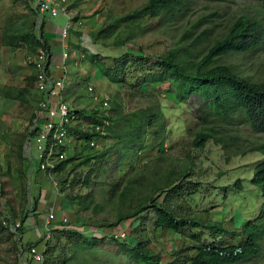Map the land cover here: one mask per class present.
I'll use <instances>...</instances> for the list:
<instances>
[{"label":"rangeland","instance_id":"374dc122","mask_svg":"<svg viewBox=\"0 0 264 264\" xmlns=\"http://www.w3.org/2000/svg\"><path fill=\"white\" fill-rule=\"evenodd\" d=\"M146 1L68 0V10L78 12L73 14L76 24L73 23L71 27L79 30L76 32L79 36L76 35L73 41V35H70V42L76 45V48L71 47L74 52L70 48L71 44H66L71 50L69 59L63 61L53 55L52 67L54 68L59 61L61 66H64L65 69H62L60 77L64 78L66 101L76 109L101 110L99 103H93L87 91L88 87H93L100 95L99 98L102 97L108 101L109 111L117 102L118 111L122 115L132 114L138 110L154 111L159 108L164 114L167 133L159 140L153 139L152 143L160 146L159 142L162 139L163 146L157 147L159 152L150 149L144 152L131 151L122 154L112 152L100 163L94 165L91 162L89 167H82L70 173L67 179L68 186H63L61 191L60 179L66 177L65 172H69V167L63 170L62 174L51 177L38 173V152L33 142H30L27 147L26 140L23 141L37 101L28 106L7 103V106L1 109L3 100L0 98V183L3 186V197H0V222L2 227L12 232L0 230V264H32L27 253L29 246H34L40 252L46 253L44 264H115L105 253L117 255L116 262L124 264L125 258L121 246L125 243H119L108 237L114 232L115 234L121 232L117 231L120 228L127 233L125 234L126 244L133 245L142 238L149 242V247L161 256L163 262L171 260L173 251L191 245L189 239L191 235L199 236L204 244H211L214 239L205 229L185 231L180 236L171 232H155L153 227L155 216L151 210L117 228L106 229L108 227L103 226L115 221L116 210L120 206L118 202L107 201L108 191L113 184L119 180L121 184L117 191L119 194L128 178L145 175L148 180H151L153 173L161 176L165 170L180 171L184 167H189V175L183 183L187 185H182L183 189L193 190L192 187L196 184L197 189L190 197H184V201L178 200V204L181 203L188 208V215L201 220L204 225L208 222L216 223L229 232H239L244 223L260 216L264 199L251 185L250 180L254 168L261 161V156L255 152L248 153L245 147L248 140H257V134L245 126L233 127V134L238 140L230 138L229 150L213 141H209L203 149H195L191 143L200 122L199 116L206 103L205 100L194 95L185 103L175 102L166 92V85H146L140 89H133L129 85L120 87L111 84L99 72L90 69L88 60L96 54L111 59L120 58L127 52L138 56L139 51L145 58L155 59L178 46H185V52L190 53L191 60L199 61L238 18H256L264 25V7L257 0H225L222 3L184 0V10L181 13L167 16L160 25H156L128 45L114 48L109 42L98 43L95 36L102 24L107 23V10L110 7L119 8L124 3L137 6ZM95 12H98L97 16H94ZM27 15L28 10L22 0H0V32L8 24L10 17L21 20ZM65 18L62 14L55 18L47 15L43 17L45 22L63 28L66 23ZM78 21H82L79 22V26ZM200 35H203L204 39L192 48L194 39ZM81 36H83L82 39H80ZM26 59L27 55L22 49L13 52L0 47V86L7 85L11 81L15 86L26 85L23 79L30 74V71L25 67L23 71L12 67L13 61H16L18 66L27 65ZM217 64L231 66L237 73L253 81H264V44L247 55L229 53L218 59ZM150 140L149 138L146 142L149 143ZM109 146L108 140H100L91 153L108 150ZM20 150L23 152L25 161L20 158ZM77 151H80L79 148ZM91 168H93V174L97 175L92 177L91 189L82 184L72 185L73 178H79L80 174L85 176ZM237 180L240 182V189L234 186ZM23 185L28 188L27 201L23 197L21 188ZM89 192H92L94 202L88 205V208L81 209L87 202L79 198L86 196ZM137 197L140 196L136 195V200ZM33 198L38 203L35 213L28 211ZM161 201L162 198L158 202ZM125 203L128 205L129 201L126 200ZM11 208L14 217L10 211ZM50 208L58 218L61 212L68 214L66 220L69 224L59 229L62 231H56L52 227L59 224L50 223L51 232L48 237L43 224ZM97 208L100 209L95 212ZM23 210H27L28 218L25 228L22 229L20 213L22 214ZM8 214L11 216L10 222L4 220ZM4 221L5 224H3ZM10 224H19L20 229L12 231ZM69 230L77 231L83 236L87 235L86 241L93 244L92 248L76 246L74 240L78 237L73 236ZM92 237L102 240L98 242ZM215 241L217 245L226 246L238 244L240 239L223 236L221 239L216 238ZM36 242L38 244L34 245ZM261 245V255L243 264H264V240ZM98 249H103L105 253L102 252L103 255H99L101 252L97 253Z\"/></svg>","mask_w":264,"mask_h":264},{"label":"trees","instance_id":"16d2710c","mask_svg":"<svg viewBox=\"0 0 264 264\" xmlns=\"http://www.w3.org/2000/svg\"><path fill=\"white\" fill-rule=\"evenodd\" d=\"M22 1L28 10V15L21 20H18L17 17H10L8 24L0 32V47L13 52L22 49L27 55L25 61H29L40 48L47 52L49 50L44 38V19L39 25L37 24L38 14L34 9L35 0ZM205 1L222 3L225 0ZM257 1L264 7V0ZM183 10L184 0H147L137 6L124 3L119 8L110 7L107 10V23L102 24L95 37L100 44L109 42L114 48H122L142 37L145 32L153 29L156 25H160L167 16H175ZM97 15L98 12H95L94 16ZM202 39H204L203 35L196 37L191 47L195 48ZM263 44L264 25L259 19L241 17L233 21L199 61H192L190 53L186 54L185 52L186 47L178 46L155 59L145 58L139 51L140 55L138 56L127 52L117 59L90 54L92 56L89 57L88 63L90 69L99 72L109 83L120 87L129 85L133 89H140L146 85H166V92L175 102L185 103L194 95L205 100L206 103L201 110V116H199L200 122L191 143L195 149H203L209 141H213L229 150L231 147L230 138L238 140L237 136H234L232 128L248 127L258 135V138L254 141L248 140L245 147L248 149V153L255 152L262 157L253 170L250 183L264 199V81H253L249 77L237 73L231 66L217 64L218 59L229 53L247 55L258 50ZM26 63L25 66H18L16 61L12 62V67L20 71H23V67H25L30 71V74L23 79L26 84L24 87L15 86L12 81L7 85L0 86V98L3 100L1 109L3 106L6 107L7 103L28 106L39 101L41 94L33 88L34 67L28 62ZM35 92L39 94V97ZM94 109H77V113L89 121L92 127L85 133L75 131L77 139L84 140V144L80 146V151L75 150L73 153H68L67 157L60 161L53 171L55 174H62L63 170L65 171L69 167V172H65L66 177L60 179L61 191L63 186H68L67 179L70 173H74L82 167H89L91 162L96 165L112 152L122 154L131 151L144 152L146 149L159 152L157 147L163 146L162 139L159 142L160 146L152 143L153 139L159 140L167 133L164 114L159 108L154 111L138 110L132 114L122 115L118 111L119 105L116 102L110 111L109 108L100 111ZM149 138L151 140L147 143L146 140ZM25 139L26 133L23 141ZM100 140H108L109 149L91 153L94 147H91L89 142ZM19 148L22 149L21 145ZM22 154L23 152L20 150V158L25 161ZM38 167L37 172L46 175ZM93 168L89 169L85 176L80 174L81 177L73 178L72 185L82 184L91 189ZM188 168L184 167L180 171L165 170L161 176L153 173L151 180H148L145 175L130 177L123 184L119 194L117 191L121 184L118 180L108 191L107 201L118 202L120 206L116 210L115 221L111 224H103V226L108 227L106 229L117 228L151 210L155 216L153 224L155 232H171L180 236L185 231L205 229L214 241L207 245L200 240L199 236L191 235L189 236L191 245L173 251L171 260L163 262L161 256L149 247L148 241L140 238L130 245L126 244V237L121 239L113 233L112 236H108L111 240L125 243L124 246H121L125 258L124 264H243L255 260L261 255V242L264 240V207L260 216L253 221L244 223L239 232H229L216 223L208 222L204 225L201 220L188 215V208H185L181 203L178 204V200L184 201V197H190L197 189V184L192 187L193 190H187L186 187L183 189L182 185H187L183 183L189 175L190 169ZM94 176H97L96 173ZM239 184L240 182L237 180L234 186L240 189ZM21 188L26 200L28 188L26 185ZM2 191L3 186L0 183V197H3ZM136 195L140 196L137 197V200L135 199ZM160 198L162 201L158 202ZM79 199H84L87 202L86 206L81 209L88 208V205H92L94 202L92 192ZM126 200L129 201L128 205L125 203ZM37 204L36 199H31L28 211L31 210L35 213ZM99 209H95V212H98ZM10 211L14 217L12 208ZM26 212L27 210H23L22 214L20 213L22 229L25 228L28 218ZM4 220L10 222L11 216L8 214ZM19 229L20 227L17 228V230ZM0 230L9 232L8 228L2 227L1 222ZM56 231L62 230L56 229ZM69 231L73 236L78 237L74 240L76 246L92 248L93 244L86 241L87 235L83 236L74 230ZM125 234L127 235L126 232ZM223 236L240 239V242L226 246L217 245L215 239H221ZM92 239L98 242L102 240L95 237ZM37 244L36 242L34 245ZM102 252H104L103 249L97 250L99 255H103ZM105 254L111 262L118 264L116 262L117 255Z\"/></svg>","mask_w":264,"mask_h":264},{"label":"built area","instance_id":"2783aa9c","mask_svg":"<svg viewBox=\"0 0 264 264\" xmlns=\"http://www.w3.org/2000/svg\"><path fill=\"white\" fill-rule=\"evenodd\" d=\"M34 9L38 17L48 15L52 18L59 14L64 15L68 22L61 31L62 40H66L70 30L71 19L67 12V0H35ZM64 49L66 46H63ZM63 60H67L68 54L63 52ZM49 54L40 48L28 63L32 64L35 71V89L41 94L37 103L32 123L28 126L27 144L33 142L38 152L39 169L43 172L55 170L57 164L64 160L68 153H73L81 146L75 136V131L85 132L91 126L84 121L77 109L66 101L64 78H54L48 70ZM93 103H99L103 108L107 106V100L101 99L92 87L88 88ZM98 130V128H96ZM92 142L90 146H94ZM53 219V216H49ZM5 224V221L3 222ZM13 229L19 224L11 225ZM123 237V235H121ZM32 264H43L44 255L35 247L28 251Z\"/></svg>","mask_w":264,"mask_h":264},{"label":"crops","instance_id":"0c3cea01","mask_svg":"<svg viewBox=\"0 0 264 264\" xmlns=\"http://www.w3.org/2000/svg\"><path fill=\"white\" fill-rule=\"evenodd\" d=\"M84 1H86V0H84ZM68 6H69V4H68ZM68 6H67V10H68ZM73 14H78V12L76 11V13H74V12L68 10V15L71 18V20L73 21V22H71V25L74 23ZM65 19H66V23H65V26H66V24H67L68 21H67V18H65ZM79 22H82V21H78V24H77L78 26L80 25ZM74 24H76V23H74ZM62 28L63 27L56 26L54 24H51L50 22H45L44 23V38L47 41L48 50H49V54H50V61H49L50 63H49L48 70H49L50 74L54 78H59L60 77V73H61V71L63 69V66H61V62L59 61L58 64L55 65L54 68L52 67V64H53V55L56 56V57H58V58H61L62 52H63V47L62 46L64 44H71L70 48L71 47L76 48L75 47L76 45H74L75 43H73V42L71 43L70 42V35L71 36L73 35V41H74V37L77 35L76 32L79 31L77 29L75 30L72 27L69 30L67 39L66 40H62V38H61ZM77 36H79V34ZM82 37L83 36H81L80 39H82ZM70 48L67 47V49H68L69 52L71 51ZM73 48H71V49H73ZM73 52H74V49H73ZM35 93L39 97V94L37 92H35Z\"/></svg>","mask_w":264,"mask_h":264},{"label":"clouds","instance_id":"9594fccd","mask_svg":"<svg viewBox=\"0 0 264 264\" xmlns=\"http://www.w3.org/2000/svg\"><path fill=\"white\" fill-rule=\"evenodd\" d=\"M67 6H68V0H67ZM67 12H68V10H67ZM48 16V15H47ZM64 16V15H63ZM69 16V15H68ZM44 17V16H43ZM43 17H38L37 18V24L39 25L40 23H41V21H42V19H43ZM70 18V17H69ZM71 19V18H70ZM67 21H68V19H67ZM71 22H73L72 20H71ZM71 22H70V27H71ZM72 28V27H71ZM70 28V29H71ZM63 29V28H62ZM65 46H66V44H64ZM63 45V46H64ZM62 46V47H63ZM66 51V53L68 54V57H70L69 55H70V53H69V51H68V49H67V46H66V48L64 49V47H63V52H65ZM63 52H62V54H63ZM48 54H49V52H48ZM61 59L63 60V58H62V56H61ZM69 59V58H68ZM67 59V60H68ZM49 61H50V54H49ZM48 61V67H49V62ZM63 61H66V60H63ZM63 69H65L64 68V66H63ZM35 72V71H34ZM59 78H61V77H59ZM35 81V80H34ZM64 81V80H63ZM89 88V87H88ZM88 88H87V91H88ZM93 88V87H92ZM34 89H35V86H34ZM94 89V88H93ZM36 90V89H35ZM37 91V90H36ZM95 91V90H94ZM38 92V91H37ZM39 93V92H38ZM95 93H96V91H95ZM40 94V93H39ZM88 94L90 95V93L88 92ZM97 94V93H96ZM99 97H100V95L99 94H97ZM41 98V97H40ZM101 99H103L102 97H101ZM40 100V99H39ZM67 100V99H66ZM38 103V102H37ZM70 106H72V105H70ZM36 107H37V105H36ZM73 107V106H72ZM74 108V107H73ZM99 108L100 109H105V108H108V101H107V106L105 107V108H103L102 107V105L101 104H99ZM96 109V108H95ZM35 110H36V108H35ZM35 110H34V113H35ZM80 116V115H79ZM81 117V116H80ZM33 118H34V116H33ZM33 118H32V120H33ZM82 118V117H81ZM83 119V118H82ZM32 120H31V123H32ZM84 121H86L85 119H83ZM87 122V121H86ZM89 122V121H88ZM30 123V124H31ZM29 123H28V125H27V127H26V130H25V133H26V146L28 147V144H27V136H28V134H27V132H28V126L30 125ZM91 125V124H90ZM90 127H92V125L90 126ZM89 127V128H90ZM89 128H88V130H89ZM87 130V131H88ZM78 132H81V131H78ZM86 132V131H85ZM85 132H82V133H85ZM75 136L77 137V135H76V133H75ZM77 139V138H76ZM79 142H81V145L82 144H84V140H79V139H77ZM94 143L95 145L94 146H91V147H96V145H97V142H94V141H90L89 142V145H90V143ZM77 149V148H76ZM261 160H262V157H261ZM57 167V166H56ZM39 168V167H38ZM56 169V168H55ZM40 170V169H39ZM54 171V170H53ZM53 171H50V172H45L46 173V175H48L49 177H51L52 175H55V173L53 172ZM50 215H52L53 216V219H50L49 218V216ZM66 216H68V214H66L65 212H61V214H60V218H58L56 215H54L53 214V210H52V208H50L49 209V212H48V215H47V218L45 219V223L43 224V227H44V229H45V232H46V235L49 237V233L51 232V230H50V228H49V224L50 223H52L53 225L54 224H61V225H64V226H67V224H69L68 222V220H66L67 218H66ZM51 224V225H52ZM11 225L13 226V224H10V227H11ZM61 225H54V227H52L54 230H56V229H61V227H63V226H61ZM19 227H20V225H19ZM18 227V228H19ZM51 228V229H52ZM17 229V228H16ZM16 229H13L12 231H16ZM117 231H121V232H119V233H117V234H115V232H114V234H115V236L116 237H118V238H121V239H124L125 238V232L123 231V229L122 228H120V230H117ZM121 235H123V237L121 236ZM115 237V238H116ZM93 238V237H92ZM32 247H34V246H32ZM32 247H30L29 249H31ZM36 248V247H35ZM37 249V248H36ZM38 250V249H37ZM29 251V250H28ZM39 251V250H38ZM28 253V252H27ZM43 253V255H44V262H45V252H42ZM28 258H29V260H30V257H29V255H28ZM30 262H31V260H30ZM44 262H43V264H44Z\"/></svg>","mask_w":264,"mask_h":264}]
</instances>
